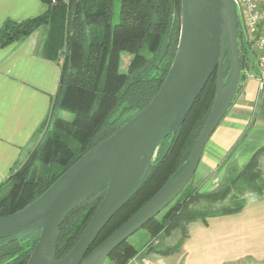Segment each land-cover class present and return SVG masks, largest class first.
I'll use <instances>...</instances> for the list:
<instances>
[{
  "label": "trees",
  "instance_id": "trees-1",
  "mask_svg": "<svg viewBox=\"0 0 264 264\" xmlns=\"http://www.w3.org/2000/svg\"><path fill=\"white\" fill-rule=\"evenodd\" d=\"M47 8L22 20L7 19L0 27V45L22 39L44 27L41 54L60 61L59 84L40 137L27 159L0 183V216L15 212L37 198L74 161L139 112L159 90L174 58L181 23V0H43ZM240 52V49H239ZM129 54L122 69V54ZM240 64L246 65L240 52ZM225 48L222 79L230 72ZM217 67L212 71L174 134L164 135L156 159L162 160L138 183L131 197L98 233L88 254L128 219L169 179L177 176L189 157L216 94ZM63 112L71 113L66 119ZM264 144L236 172L210 190L191 180L159 213L147 221L151 240L144 253L162 256L179 250L190 221L205 223L211 216L237 212L246 199L244 188L264 193L259 170ZM194 176V175H193ZM106 184L75 207L59 228L55 255L64 256L87 225L106 191ZM178 230V240H161ZM39 229L18 238L0 235V264H26ZM128 240L108 255L127 264L137 254Z\"/></svg>",
  "mask_w": 264,
  "mask_h": 264
},
{
  "label": "water",
  "instance_id": "water-1",
  "mask_svg": "<svg viewBox=\"0 0 264 264\" xmlns=\"http://www.w3.org/2000/svg\"><path fill=\"white\" fill-rule=\"evenodd\" d=\"M238 24L235 0H181L175 55L150 101L74 161L37 198L15 212L0 216V235L16 232V237L21 238L40 230L26 264H102L116 246L183 189L193 177L208 138L232 104L246 75L240 64ZM226 46L231 69L222 79ZM215 67V98L180 173L86 254L108 220L162 160L166 151L156 159L162 137L176 132ZM104 184L107 185L104 196L82 233L64 256L56 258L59 228L65 217Z\"/></svg>",
  "mask_w": 264,
  "mask_h": 264
},
{
  "label": "crops",
  "instance_id": "crops-1",
  "mask_svg": "<svg viewBox=\"0 0 264 264\" xmlns=\"http://www.w3.org/2000/svg\"><path fill=\"white\" fill-rule=\"evenodd\" d=\"M46 8L43 0H0V27L7 19L33 17ZM45 36L46 30L37 28L0 45V183L36 145L58 88L60 61L41 54ZM258 74L253 61L204 146L194 173L201 190L216 187L264 144V76L260 80ZM146 243L132 263L264 264V193L246 199L237 212L211 216L205 223L190 221L186 238L172 254H145Z\"/></svg>",
  "mask_w": 264,
  "mask_h": 264
},
{
  "label": "built area",
  "instance_id": "built-area-1",
  "mask_svg": "<svg viewBox=\"0 0 264 264\" xmlns=\"http://www.w3.org/2000/svg\"><path fill=\"white\" fill-rule=\"evenodd\" d=\"M235 1L239 11V49L246 59L243 70L248 74L251 63L254 61L259 71L258 77L262 80L264 76V0Z\"/></svg>",
  "mask_w": 264,
  "mask_h": 264
},
{
  "label": "rangeland",
  "instance_id": "rangeland-1",
  "mask_svg": "<svg viewBox=\"0 0 264 264\" xmlns=\"http://www.w3.org/2000/svg\"><path fill=\"white\" fill-rule=\"evenodd\" d=\"M39 28H44V27H39ZM129 57H130L129 54H123L122 59H121L122 60V69H125V67L128 63ZM252 61H253V57H252ZM242 78H244V75ZM63 117L66 119H69L71 117V113L63 112ZM259 170L261 172L262 179L264 181V155L260 159ZM196 176H197V172H196V174H194V176L191 180V186H199L200 178H198ZM263 186H264V183H263ZM255 195H256V192H253L252 189L248 187V188H244V190L239 194V197H244L245 199H248V198H251ZM179 235H180V232L178 230L173 231L170 233V235L163 237V239L161 240V243L163 244L164 247H166L167 245H172L173 243H175L178 240ZM149 238H150L149 232L145 228H139L137 231H135L132 235H130L128 237V240L136 247V249L138 251L139 248L142 247L147 241L148 242L145 245V249H146L147 244L151 240L157 241L156 237L154 239L153 238L149 239ZM143 251H145V250H143ZM171 259L174 260V257H172ZM130 260L131 259L128 260L127 264H135V263H132ZM102 264H116V262H115L114 258L107 257ZM178 264H180V263H178Z\"/></svg>",
  "mask_w": 264,
  "mask_h": 264
}]
</instances>
